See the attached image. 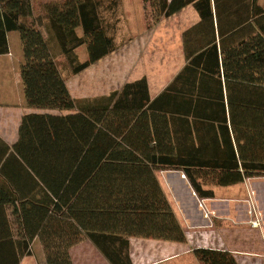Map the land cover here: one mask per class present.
Returning a JSON list of instances; mask_svg holds the SVG:
<instances>
[{
  "label": "trees",
  "instance_id": "trees-1",
  "mask_svg": "<svg viewBox=\"0 0 264 264\" xmlns=\"http://www.w3.org/2000/svg\"><path fill=\"white\" fill-rule=\"evenodd\" d=\"M149 28L193 6L183 34L186 66L155 99L146 77L109 95L75 99L78 76L117 52L122 0H0V56L20 36L25 104L19 140L0 139V264H22L39 241L45 264H74L91 242L110 264H133L131 240L186 243L159 182L184 171L200 198L264 177V7L260 0H144ZM146 7V10H148ZM239 46V56L221 54ZM86 49L82 61L78 50ZM201 264H238L199 248Z\"/></svg>",
  "mask_w": 264,
  "mask_h": 264
},
{
  "label": "crops",
  "instance_id": "crops-1",
  "mask_svg": "<svg viewBox=\"0 0 264 264\" xmlns=\"http://www.w3.org/2000/svg\"><path fill=\"white\" fill-rule=\"evenodd\" d=\"M260 4L264 7V0H260ZM186 9L171 18L162 20L153 26L151 31L146 27L145 32L139 30L137 34L129 37V39H132L128 43L130 49H126L128 55L125 63V72H123L128 79L120 88H116L113 91L120 90L126 83H132L144 77L148 80L152 99H155L167 88L187 63L183 48V34L186 30L195 26L200 18L198 20L193 18L192 13H190L189 18H186L185 15L187 13H185L184 21L179 23L180 25H178L176 31L173 30V27L172 30L168 31L180 44L182 61L179 66L169 67L166 66V63L164 66L161 64L155 65L154 62H152V67L148 68V70L138 66L139 59L143 58L144 55L143 49L140 51L138 44L146 38V34L151 33L156 36V39H164L166 37L165 34L171 38L169 33L165 32L166 22H172ZM13 33L16 32L8 34L10 53L0 56V139L10 147H13L19 140L20 125L25 115L31 113H59L29 109L26 106L21 76H17L16 84L14 81L15 67L12 66V61L14 62V60H12L10 46ZM242 48L236 46L221 54V57L222 59L237 57L244 52ZM20 64L19 62V74ZM81 74L77 77H80ZM67 86L69 88L68 81ZM71 95L73 94L71 93ZM100 96L102 95L98 93L97 95L84 98ZM73 98L79 99L74 96ZM158 172L161 173V177H158L161 187L186 233L187 241L186 243L146 239L135 241L136 239L134 238L131 240L133 264H183L180 260L189 256L195 257L194 250L199 248L230 252L235 256L238 264H264L263 176H254L239 184L228 186L225 192L218 191L219 187H216L213 198H200L195 193L189 180L183 178L185 175L184 171L170 169ZM250 198H252L253 203L261 214L262 224L260 228H254L251 225L254 217L250 214L251 208L248 203ZM200 200L204 201L206 212L201 208ZM206 213L210 215L208 218ZM136 242H139V249L137 245L135 246ZM35 246L41 248L40 242L35 241L33 248ZM71 256L74 264H110L89 241L82 242L72 248ZM192 264L201 263L195 257V261Z\"/></svg>",
  "mask_w": 264,
  "mask_h": 264
},
{
  "label": "rangeland",
  "instance_id": "rangeland-1",
  "mask_svg": "<svg viewBox=\"0 0 264 264\" xmlns=\"http://www.w3.org/2000/svg\"><path fill=\"white\" fill-rule=\"evenodd\" d=\"M40 6H46L52 13H56L57 9L61 6L64 0H36ZM60 5V6H59ZM148 6L145 5L144 0H122L121 4V18H122V29L120 32V37L118 39L120 43L119 51L113 55H110L103 60L99 61L97 64L88 68L85 72L81 74L80 77L69 76V71L67 65L63 58L58 59L59 69L63 76L68 80V85L72 96L83 99L87 96L97 95L98 93L103 95H108L111 91L116 88H120L123 83L128 79L125 74V63L127 60L128 51L130 49L128 43L130 42V36L137 34V31L141 30L145 32V28L149 31L153 28H149L146 24L147 14L150 12ZM186 18L192 17L199 19L198 13L193 6L188 7L182 14L177 16L172 22H166L165 32L169 33V37L165 34L164 39H156L155 35L146 34L138 46L140 51L143 49L144 55L143 60L139 59L138 66H142L146 70L152 67V62L156 64H161L162 66H179L181 64L182 58L180 57V44L176 38L171 36L169 30L176 31L179 23L184 21V14ZM170 26V28H169ZM136 37V36H135ZM11 53H12V66L15 67L14 81L16 84L17 76L19 74V62L21 63L23 58L22 44L19 34L13 33L10 41ZM79 57L82 61L87 59V53L85 48L78 50ZM14 57V58H13ZM16 69H18L16 71ZM18 72V73H17ZM18 74V75H17ZM20 79V77H19ZM14 84V85H15ZM21 85V84H20ZM155 90V88H153ZM98 91V92H97ZM83 97V98H82ZM158 177H161V173L158 172ZM228 188L219 187L218 191L225 192ZM135 241H138L136 239ZM137 243V244H136ZM135 246L139 247V242H136ZM42 248V246H41ZM40 247H34V255L30 258H25L23 264H45V258L43 249ZM136 248V247H135ZM183 264H192L195 261L194 256L186 257L180 260Z\"/></svg>",
  "mask_w": 264,
  "mask_h": 264
},
{
  "label": "built area",
  "instance_id": "built-area-1",
  "mask_svg": "<svg viewBox=\"0 0 264 264\" xmlns=\"http://www.w3.org/2000/svg\"><path fill=\"white\" fill-rule=\"evenodd\" d=\"M183 178L187 179V177L185 175L183 176ZM248 203H249L250 208H251L250 214L253 215V217H254V220L251 221V225L254 228H260L261 224H262L261 214L259 213L258 209L256 208V205L253 203L252 198L249 199ZM200 206L206 212L203 200H200ZM209 216H210L209 213H206V217L208 218Z\"/></svg>",
  "mask_w": 264,
  "mask_h": 264
}]
</instances>
